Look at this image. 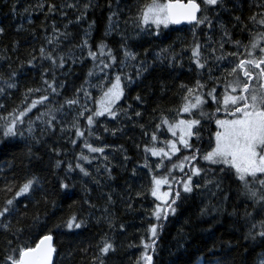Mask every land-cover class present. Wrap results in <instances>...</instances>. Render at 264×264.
Listing matches in <instances>:
<instances>
[{"label": "snow or ice", "instance_id": "1", "mask_svg": "<svg viewBox=\"0 0 264 264\" xmlns=\"http://www.w3.org/2000/svg\"><path fill=\"white\" fill-rule=\"evenodd\" d=\"M22 3L23 7L18 9ZM116 4L113 8L112 0H108L103 33L94 41L97 21L89 19V13L100 7L99 0H34L33 3L6 0L8 11L4 15L20 20L14 29L17 36L26 34L25 39L28 36L41 39L35 35L33 13L43 14L40 30L44 35L43 43L32 48L24 60L16 55L20 40L14 39L10 46L0 49V145L17 139L23 141L26 148L23 155L30 161L40 159L33 152L36 145H47L48 153L57 157L55 167H63L69 180L77 174L97 189H111V182L117 179L113 170L127 169L131 157L123 145L113 148L104 142V134H123L124 126L110 129L100 118L128 123L143 119L144 114L132 103L121 104L126 100V90L139 86L147 75L157 70H184V53H190L186 71L193 82L191 86L179 85L181 104L168 110L173 119L163 113L154 117L159 123L154 124L151 132L145 124L133 123V127H139L149 138L151 146L134 145L142 152L144 162L136 164L131 175L136 176V168L148 170V193L155 198L150 211L155 222L147 229L148 240L141 238L143 252L135 264H154L164 224L170 216H176L181 205L197 197L199 216L210 218L209 233L222 222V216H227L239 224L242 239L249 247L244 250V258L237 262L230 254L231 242L222 248L206 244L183 264H264V0H134L131 7L126 6V12L119 7L120 0ZM246 9L250 14L245 15ZM69 10L75 19L69 17ZM185 23L192 26V39L179 53L173 45L160 47L158 51L136 50L144 41L159 40L162 30L169 26ZM84 24L87 26L82 27ZM6 27L0 26V37L7 35ZM72 28L77 32L71 31ZM198 33L203 34L202 38ZM114 37L113 46L108 41ZM86 62L91 66L82 82L77 85L70 81L69 77L75 75L74 66ZM25 70L39 73V85L24 87L20 103L10 108L5 102L20 90L21 79H27ZM94 90L100 93L99 97H93ZM37 94L38 98H32ZM131 100L141 106L145 102L140 94ZM208 107L214 111H206ZM184 114L187 118H181ZM205 125H214L215 131L206 129ZM162 128L171 133V139L158 141L157 133ZM205 131H209L208 147L202 151ZM79 140L83 144L74 159H61L68 152L59 143L66 141L74 148ZM92 140L102 146H94ZM158 142L163 146L157 147ZM109 152L121 154L119 165L112 163ZM177 154L181 156L173 162ZM150 157L159 158L154 168L163 169L162 174L153 170ZM105 178L106 182L102 183ZM226 179L231 183L226 185ZM75 186V182L70 184L63 179L59 182L60 189L69 197L74 195L71 189ZM91 191L84 186L86 197ZM126 192L129 193L127 207L131 209L134 198L130 186ZM0 193L4 194L0 201V238H3L0 264H53L57 249L52 232L84 229L94 211L101 212L95 220L97 225L106 221L110 230L117 227L109 211L116 203L114 190L99 192V197L105 200L101 208L86 198L83 207L88 209L87 213H73L51 228L46 223L47 213L42 216L40 208L43 205L54 209L56 202L49 198L40 176L33 173L21 183L16 182L15 176L4 178ZM143 195L137 192L135 198ZM231 201L236 203L229 211ZM124 229L120 224L119 230ZM41 231L47 234L38 235ZM183 235L187 243V234ZM95 248L97 254L90 264H106L109 254L117 251L114 236L105 233ZM179 249H183L181 254L189 253L183 245H178ZM82 251L86 254L87 249Z\"/></svg>", "mask_w": 264, "mask_h": 264}, {"label": "trees", "instance_id": "2", "mask_svg": "<svg viewBox=\"0 0 264 264\" xmlns=\"http://www.w3.org/2000/svg\"><path fill=\"white\" fill-rule=\"evenodd\" d=\"M27 3H33L34 0H26ZM6 0H0V26H7V35L0 37V49L4 46H10L11 42L16 39L20 40V49L16 55H19L21 60H24L27 53L34 47H38L40 43H43L42 37L44 33L40 30V24L44 21L43 14L33 13L32 18L36 24L35 35L38 38L33 40L30 36L25 39L26 34H21L17 36L15 34V26L20 23L19 18H12L11 16H5L8 8L5 6ZM108 0H99V5L94 13H89V19H95L97 21L96 30L93 33V40H98L104 30V25L106 23V18L108 15V8L106 7ZM134 0H120L119 7L124 9L126 12L128 7H131ZM113 8L117 7L116 0H112ZM23 7V3L18 6V9ZM135 9L133 8V12ZM250 14L247 9L245 10V15ZM69 17L75 19L74 14L69 10ZM125 17L123 13L121 14V20ZM51 22L50 20L48 21ZM66 23V21H63ZM61 21L58 19L57 24L60 25ZM84 24L82 27H86ZM50 31V29H49ZM71 31L77 32V29L72 28ZM192 26H170L168 29L162 30V36L159 40H153L151 43L144 41L141 47H137L136 50L142 52L144 48H149L158 51L160 47H167L168 45H173L175 51L179 53L182 47H186L192 39L191 36ZM201 38L202 33H198ZM79 36H77V39ZM215 38V34H214ZM234 38H242L235 37ZM116 38H110L109 44H113ZM227 47V46H226ZM229 51L233 49L228 48ZM12 55V53H9ZM190 53H184V70H178L177 72L160 71L152 72L147 75L139 86H133L130 90H126V100H122L121 104L126 105L127 103H132L134 108L141 111L144 116L143 119L139 121H133L137 124H145L146 130L151 132L154 130V124L159 123L158 117L161 113L171 117L172 113L169 109L179 108L181 101L179 96L182 95L179 85L181 83L189 84L191 86L193 80L191 75L186 71L188 68V56ZM15 59V56H13ZM148 59L151 60L152 56L149 55ZM90 62H86L83 66H74L75 75L69 77V80L75 84L82 82L84 74L90 67ZM27 79H21V88L19 91H15L12 94L10 101L5 103L11 108L15 104L20 103L21 93L26 86H38L39 85V73L36 71L25 70ZM163 85V87L161 86ZM93 97H99L100 93L96 90L93 91ZM140 94L145 98L144 104L137 105L132 100L131 97ZM39 94L36 97L38 98ZM40 106H38L39 108ZM90 107H95L91 105ZM153 109H158L155 113ZM206 111H214V108L208 107ZM36 110H34L35 112ZM151 121V123H149ZM102 124H106L110 129L124 126V133H118L116 136H110L104 134V142L113 148L123 145L127 150V155L131 157V161L127 164V169L120 168L119 171L113 170V175L117 176L116 181L111 182V189H97L92 183L87 179L81 177L77 174H73L71 180L65 175L63 167L57 169L55 167V160L57 157L51 155L47 151V145L41 146L36 145L33 148L40 159L28 160L23 155L26 151L25 144L23 141L17 139L10 143H5L0 145V187H3L4 178L11 179L13 176L16 177V182L21 183L26 176L33 173L41 177L45 189L49 193V198L55 200L56 207L41 206L40 212L43 216L47 213V221L49 228L55 223H60L66 220L73 213L84 212L87 213L88 209L83 207L84 199H91L93 203L97 205V208H101L105 200L99 197L100 191L114 190L113 199L116 201L115 206L110 208V212L113 215L114 223L117 226L115 229L110 230L107 226V222H101L99 225L95 223L97 217L101 216L100 211H94L92 217L88 220V227L84 229H60L54 230L52 235L54 237V246L57 249L53 264H90V261L94 255L97 254L95 246L100 241L101 237L107 233L109 236H114L117 251L115 254H109L106 264H135L136 260L140 257L143 252V247L140 243L141 238L148 240L147 229L150 224L155 221L150 218V211L154 206V199L148 193L150 187V173L148 170H142L136 168V176L131 175V169L136 166V164H142L143 154L138 151L134 145L139 144L141 146L148 144L151 146L149 138L145 137L143 132L139 127H133V123H128L127 121H116L112 122L111 118H100ZM84 121H81L83 126ZM206 129L210 131H215L214 125H205ZM162 130V129H161ZM161 132V131H160ZM159 132V133H160ZM157 133V134H159ZM209 135V131L203 133L205 143L201 144L200 147L205 150L208 145L206 143ZM59 139V136L57 137ZM94 146H102L95 140L91 141ZM51 144V141L48 142ZM83 141H77L76 147L69 146L66 141H61L59 146L68 152L67 156L60 157L61 159H74L77 152L80 151ZM159 146L158 144L156 145ZM87 154V150H85ZM110 158L114 165H119L121 163V154L119 152H109ZM187 154V153H183ZM181 154H177L173 157V162H177ZM159 158L150 157L149 162L153 165V170L157 174H162L163 169L156 170L154 165L158 162ZM168 164V161H165ZM92 169H90L91 171ZM95 175V173H93ZM177 177H179V172H176ZM63 179L66 183L75 182V188L71 189L74 193L72 196H67L64 191L60 189L59 182ZM106 182L102 180V183ZM231 181L225 180V184H230ZM91 188L90 196L85 195L84 186ZM131 187L130 195L133 196L132 207L128 209L126 198L129 193L126 192V188ZM234 188L235 185H232ZM137 192L144 193L142 198H135ZM118 193L119 195H116ZM120 196H124L125 199L121 200ZM4 198V194L0 193V201ZM213 203L216 201L213 200ZM27 203V201H25ZM235 201H231L228 210L231 211V207L235 204ZM200 198L189 199L183 205H181L176 216H170L168 221L164 224L162 233H160V239L157 243V251L154 254V264H183V261L190 258V256L196 254V250L204 245L215 244L217 248H222L231 242L233 248L231 249V256L239 262L245 256V248L249 245L242 239L241 232L243 231L239 224H234L227 216H222V222L217 223L213 228L212 232L207 231L209 227V217L199 216ZM214 215V214H213ZM123 224L125 229L123 232L119 230V225ZM47 234L46 231H41L38 235ZM187 234V243L185 242V235ZM38 237H33L36 239ZM2 239L0 238V245H2ZM31 243V241H29ZM91 245V247H89ZM133 245V247H129ZM178 245H183L185 248L189 249V253H183V249L178 250ZM87 249L86 254L82 251ZM225 250H227L225 248ZM251 260L252 257H249Z\"/></svg>", "mask_w": 264, "mask_h": 264}, {"label": "rangeland", "instance_id": "3", "mask_svg": "<svg viewBox=\"0 0 264 264\" xmlns=\"http://www.w3.org/2000/svg\"><path fill=\"white\" fill-rule=\"evenodd\" d=\"M172 26V25H171ZM174 26V25H173ZM121 27H123V25H121ZM170 27V26H169ZM129 31H131V30H129ZM91 106V105H90ZM181 118H187V114H184ZM170 120H172L173 119V114L171 115V117L169 118ZM158 135V141H164V140H168V139H171L172 137H171V133H168L167 131H166V129L165 128H162V130H161V132L159 133V134H157ZM159 146L158 147H160V146H163L161 143H157ZM156 159H158L157 157H155ZM162 190H166V188L165 189H162Z\"/></svg>", "mask_w": 264, "mask_h": 264}, {"label": "water", "instance_id": "4", "mask_svg": "<svg viewBox=\"0 0 264 264\" xmlns=\"http://www.w3.org/2000/svg\"><path fill=\"white\" fill-rule=\"evenodd\" d=\"M183 25H188V24L185 23V24L175 25V26L179 27V26H183ZM53 243H54V240H53ZM55 255H56V254H55ZM55 255H54V257H53V263H54Z\"/></svg>", "mask_w": 264, "mask_h": 264}, {"label": "flooded vegetation", "instance_id": "5", "mask_svg": "<svg viewBox=\"0 0 264 264\" xmlns=\"http://www.w3.org/2000/svg\"><path fill=\"white\" fill-rule=\"evenodd\" d=\"M184 26H187V25H184ZM182 27V26H181Z\"/></svg>", "mask_w": 264, "mask_h": 264}]
</instances>
